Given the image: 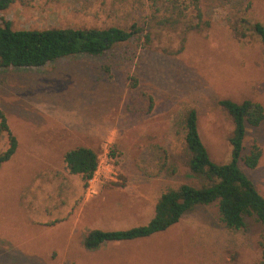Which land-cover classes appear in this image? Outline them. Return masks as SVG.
Masks as SVG:
<instances>
[{
	"label": "rangeland",
	"instance_id": "1",
	"mask_svg": "<svg viewBox=\"0 0 264 264\" xmlns=\"http://www.w3.org/2000/svg\"><path fill=\"white\" fill-rule=\"evenodd\" d=\"M168 1L157 13L150 0H12L0 11V24L13 30L141 29L102 55L0 67V110L17 142L0 166V264L259 263L261 224L250 217L244 229H226L215 204L146 239L83 247L91 230L146 225L166 189L197 185L181 158L185 108L196 110L200 139L217 164L231 160L234 129L218 102L250 100L264 110V43L251 30L264 25V0H174L198 25L186 31L158 24ZM253 144L261 150L257 166L239 167L264 198V119L246 127L243 156ZM7 147L3 134L0 153ZM76 147L108 153L116 173L89 199L63 161ZM164 160L173 174L160 169Z\"/></svg>",
	"mask_w": 264,
	"mask_h": 264
},
{
	"label": "trees",
	"instance_id": "2",
	"mask_svg": "<svg viewBox=\"0 0 264 264\" xmlns=\"http://www.w3.org/2000/svg\"><path fill=\"white\" fill-rule=\"evenodd\" d=\"M150 1L157 13V4L161 0ZM11 3L12 0H0V11L5 10ZM168 4L162 16H156L159 17L158 24L170 27L180 25L184 31L198 29V25L184 20L185 16L176 1L170 0ZM197 12V18L201 17L198 8ZM230 27L235 36L244 37L235 25L232 24ZM251 30L264 43V25L254 22ZM139 32L141 29L135 25L128 30L117 27L13 30L10 22L3 21L0 24V67L37 68L65 57L102 55L128 42ZM132 81L135 80L132 79ZM147 100L148 109H150L151 99ZM218 105L231 118L234 125L229 140L232 147L230 162L217 164L210 159L198 133L197 112L194 108H185L180 115L183 132L181 158L190 177L197 182V185L183 183L166 189L155 203L153 217L146 225L120 231L91 230L83 240L85 250L93 251L107 243L132 242L149 238L167 231L177 224L182 216L196 207L215 204L219 221L226 229H244L245 219L250 217L261 224L263 241L258 264H264V198L239 167V162L248 169H254L258 164L261 157L260 148L253 144L248 153L243 156V140L247 126L256 128L261 124L264 119V110L261 104L250 100L236 103L223 99L218 102ZM3 134L8 139V147L0 153V166L11 158L17 146L5 115L0 110V139ZM63 161L68 172L79 176L86 187L96 169L98 154L86 147H76L64 154ZM160 169L168 174L175 172L174 167L167 165L165 160Z\"/></svg>",
	"mask_w": 264,
	"mask_h": 264
},
{
	"label": "built area",
	"instance_id": "3",
	"mask_svg": "<svg viewBox=\"0 0 264 264\" xmlns=\"http://www.w3.org/2000/svg\"><path fill=\"white\" fill-rule=\"evenodd\" d=\"M116 173L111 163L108 153H105L103 157H98V163L92 178L88 181L85 187V197L89 199L92 195L93 187L95 184L102 183L104 180H114Z\"/></svg>",
	"mask_w": 264,
	"mask_h": 264
}]
</instances>
